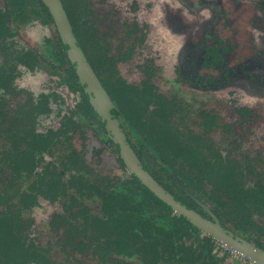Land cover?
<instances>
[{"label":"trees","instance_id":"obj_1","mask_svg":"<svg viewBox=\"0 0 264 264\" xmlns=\"http://www.w3.org/2000/svg\"><path fill=\"white\" fill-rule=\"evenodd\" d=\"M59 1L142 169L187 208L210 222H221L234 237L256 243L221 200L241 197L249 206L257 204L264 210V194L245 188L238 163L224 160L208 141L172 128L158 118L156 107L149 111L157 94L150 85L125 83L111 56L99 51L95 29L87 21L88 0ZM14 19L19 24L35 19L41 26L51 27L53 35L44 38V46L23 44L16 36L17 28L9 24ZM67 47L43 0H0V264H62L58 254L67 249L91 251L98 264H125L122 257H136V264H218L211 257L217 240L183 214H176L134 173L127 178L130 191L113 190L111 179L95 173L106 155L93 136L94 127L117 161L122 166L126 163L103 119H98ZM24 71L45 72L53 85L37 93L21 87L16 80ZM59 89L71 92V103H66ZM51 114L54 123L44 125ZM77 134L82 139L80 148L72 143ZM173 160H180L184 167L179 181ZM77 193L82 198L85 194L87 203L96 195L99 212L90 211L84 199H75ZM64 196L71 198L70 204L62 200ZM41 199L61 201L72 219L65 241L51 257L48 248L39 246L22 228L21 211L35 207ZM76 200L78 210L73 213L70 205ZM66 213H56L53 219L66 220Z\"/></svg>","mask_w":264,"mask_h":264},{"label":"flooded vegetation","instance_id":"obj_2","mask_svg":"<svg viewBox=\"0 0 264 264\" xmlns=\"http://www.w3.org/2000/svg\"><path fill=\"white\" fill-rule=\"evenodd\" d=\"M115 1L121 2L120 0ZM125 1L128 3V11L122 14L121 10H116L113 14L115 19L118 18L117 20L121 21V27L124 26V30L118 37L120 45L117 48H112L108 44L111 31L107 29L101 31L96 27V23L93 22L94 18L91 16L94 10L93 0H88L90 17L87 18V21L91 20L90 23L95 29L94 39L98 43L99 51L111 56L117 75L125 83L138 87L147 84L152 87L157 98L153 96L155 102L150 104L149 111L156 107L158 118L167 122L172 128L182 133L194 134L208 141L215 153L220 154L224 160L238 163L245 188L253 189L255 194H264L260 189L264 188V169L257 166L260 160L259 154L255 155L252 161H248L244 157V159H240L241 154L244 153L241 148L250 147L259 152L264 147V0ZM115 19L112 21H116ZM9 24L17 28L16 36L20 40V36H18L19 22L14 19ZM161 27L170 36L177 37V49H174V45L166 46L160 40L158 31ZM51 34L53 35V32ZM149 42H152L150 48H148ZM149 49L151 50L148 51ZM165 65L170 69L173 67L176 83L189 84L190 88L205 90L209 94L215 93L218 96L209 98L212 102L215 100L220 102L223 99L222 106L219 108L202 107L192 119L181 98L183 95L174 91L170 94L161 90L160 72ZM132 70L135 73L133 78L129 75L133 72ZM167 73H169L168 70ZM113 105L117 107L115 100H113ZM175 116H177V121L186 120V118L190 121H186L182 125L180 122H173ZM100 118L101 116L98 115V119ZM227 125L231 130L235 129V132H239L238 146L232 142L233 148L237 150L234 149V154L231 155H227L229 148L218 147L212 137L217 130H220L222 126L226 128ZM219 127L221 128L219 129ZM94 131L93 136L104 152L108 150L117 161L113 149L101 138L97 128H92V132ZM105 155L107 159V153ZM106 164L104 163V165ZM123 167L130 176L132 172L127 165L125 164ZM173 172L179 181V174L174 170ZM128 178L130 179L131 176ZM71 193L73 192H68V194ZM188 194L199 205L209 209V205L207 204V206L200 198L191 192ZM77 197L79 201L84 199L83 201L90 207V211L99 212V198L96 195L93 194L92 202L88 203L84 198L85 194L82 198L77 193L74 198L77 199ZM64 199L67 203H71V198L67 200L64 196L62 200ZM39 201L55 204V209L50 213L48 222L62 225L60 238L54 241L48 239L44 244L30 234L39 246L48 248V255L51 257L53 251L61 248L60 242L65 241V231L72 219L70 213L64 211L61 201L49 202L42 199ZM33 208H24L23 210ZM77 210L76 200L70 205V211L75 213ZM22 211L21 221L24 222L26 220H23ZM56 213H66L67 219H53V215ZM77 219L78 221L82 220L81 218ZM28 222L33 223L32 217ZM240 223L244 228H248L247 232L249 231L248 234L252 238L257 239L256 243L252 239H249L248 242L264 250L263 227L262 229L256 226L250 227V224L242 221ZM202 231L207 234L204 230ZM231 232L235 234L233 231ZM217 242L230 249L219 241ZM90 252H71L70 249H67L63 253L60 252L58 258L62 259L60 261L62 264H98L99 259ZM244 257L251 261L247 256ZM78 258L80 261L76 262L75 260ZM129 258L137 260L133 264L138 262L136 257H122L121 259L125 262L124 259Z\"/></svg>","mask_w":264,"mask_h":264},{"label":"rangeland","instance_id":"obj_3","mask_svg":"<svg viewBox=\"0 0 264 264\" xmlns=\"http://www.w3.org/2000/svg\"><path fill=\"white\" fill-rule=\"evenodd\" d=\"M121 2L118 3V1L115 0H93V8L94 10L91 13L92 18H94V23H96V27L99 30H109L111 31V36L108 39L109 47L117 48L118 45H120V39H118L119 35L123 33L124 26L121 27V21L115 19L113 14L116 10H121L122 14L128 11L127 5L128 3L125 0H120ZM117 4V5H116ZM119 6V7H118ZM112 19H115L116 21H112ZM19 35L20 39L23 44H27L30 46H33L36 44L40 45L42 44L44 46V38L49 37V35L53 32L52 28L47 26L43 27L37 22L35 19L29 20L24 24H19ZM159 38L161 41H163V44L166 46L174 45V49L176 48V40L177 37L175 35L170 36L166 31H164V28H159ZM169 32V31H168ZM109 33V32H108ZM152 45V42L148 43V48H150ZM177 49V48H176ZM149 49L148 51H150ZM178 51V50H177ZM167 70L169 73H167ZM129 75L131 78L134 77L135 73L134 70ZM161 79L160 82V88L163 90V92H178V94L183 95L181 98L185 102L186 109L188 110L190 117L192 119L196 116L197 111H199L202 107L207 108L210 106H214L216 108H219L222 106L223 102L221 99L220 102L215 103L211 101V98L209 97H215L218 96L215 93L209 94L207 91L199 90V89H192L190 88L189 84H178L174 81L175 74L172 69L168 68L167 65L162 69L161 68ZM17 84L21 87H24L26 89H29L33 91L34 93L39 92L41 89L48 90L50 89L52 84V81L49 79V75L42 71L37 72H29L24 71L21 76L17 78ZM61 92V95L66 100V103H71V92H69L67 89H59ZM167 94V93H166ZM171 94V93H170ZM220 99V98H219ZM218 99V100H219ZM251 100V99H250ZM53 118H55L54 114H51L50 117L45 119L43 121L44 125H51L54 123ZM175 121L173 122H180L182 125L186 121H190V119H181L177 121V116H175ZM42 123V124H43ZM228 126V125H227ZM226 128L222 126L219 127L220 130H217L216 133L212 135L214 140L217 142V146L222 148L225 147L226 149L229 148V151L227 152V155L234 154L233 151L236 148H233V143L237 145L239 143V138L237 137L239 132H235L231 130V128L228 126ZM229 128V129H228ZM183 130V129H182ZM198 131V130H195ZM233 132V133H232ZM91 133V132H90ZM243 133V131H242ZM241 135V134H240ZM243 136L245 134H242ZM242 136V137H243ZM244 139V138H243ZM233 142V143H232ZM72 143L74 146L80 148L82 146V139L80 136L74 135L72 138ZM99 144V143H98ZM238 146V145H237ZM231 149V150H230ZM237 150V149H236ZM241 150L246 154H241L240 159H248V161H252V158H254L255 155L259 154V163L257 166L259 168L264 169V147L259 151L256 152L255 149H252L250 147L247 148H241ZM107 153V159L105 160L106 165H104L102 168L101 166H97L96 172L100 175L106 176L113 182V190L115 191H130L132 190V186L127 182V178L130 177L128 174V171L120 164V162L115 161V157L112 153H110L108 150H106ZM244 157V158H243ZM251 158V159H249ZM172 168L174 171H176L178 174L181 175L183 173V166L182 162L180 160H173L172 161ZM92 176H90L91 178ZM261 187V192L264 193V188ZM93 196H91L92 198ZM235 198V199H234ZM222 203L227 209H231L236 214L237 218L242 221L243 223L250 224L252 227H259L264 230V210L261 208V206L255 204L254 206H249L248 203L243 198H237L233 197L229 202L227 198H224ZM55 209V204H49L47 201H40L38 206H36L33 209H27L22 211V217L23 220H26L23 222L22 228L26 230L31 236H33L35 239H38L42 244H44L48 239H52L53 241L60 238L61 236V230L62 225L61 224H50L48 222V218L50 213ZM231 211V212H232ZM33 219V223L30 224L28 222L29 218ZM256 217V220H255ZM211 257L214 260H217L218 264H254L248 259H246L244 256L240 255L239 253L231 250L226 249V247L214 244L212 246L211 251ZM61 260V258H59ZM126 264H133L135 263L134 258L124 259Z\"/></svg>","mask_w":264,"mask_h":264},{"label":"water","instance_id":"obj_4","mask_svg":"<svg viewBox=\"0 0 264 264\" xmlns=\"http://www.w3.org/2000/svg\"><path fill=\"white\" fill-rule=\"evenodd\" d=\"M48 6L50 12L55 18V22L60 30L63 41L67 44L69 56L75 63L79 77L84 85V88L89 92L95 110L103 119L107 128L108 134L113 138L118 145L119 153L125 160L129 170L134 173L139 180L148 187L155 195L166 202L178 214H183L191 220L198 228L204 230L213 239L226 245L230 249L247 256L256 264H264V250L253 244L246 242L241 238L234 237V234L227 230L220 222H210L193 210L187 208L180 201L175 200L172 195L161 188L154 179L142 169L137 158L133 155L123 135L121 128L112 112V105L108 101L107 96L103 92L101 84L98 82L93 73L87 59L83 55L76 37L74 36L69 19L59 0H43Z\"/></svg>","mask_w":264,"mask_h":264}]
</instances>
